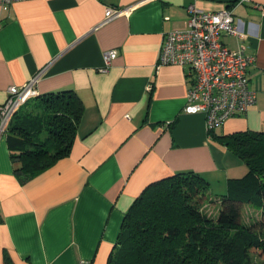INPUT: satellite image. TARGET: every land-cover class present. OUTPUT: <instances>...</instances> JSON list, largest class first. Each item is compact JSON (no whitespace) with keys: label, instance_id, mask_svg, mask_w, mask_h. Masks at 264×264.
<instances>
[{"label":"crops","instance_id":"crops-1","mask_svg":"<svg viewBox=\"0 0 264 264\" xmlns=\"http://www.w3.org/2000/svg\"><path fill=\"white\" fill-rule=\"evenodd\" d=\"M230 8L240 35L221 41L254 57L256 101L209 132L182 110L185 68L156 66L163 34L187 6ZM106 6L126 8L100 24ZM116 49L104 71L103 52ZM39 72V94L72 89L83 112L69 153L30 180L14 174L0 135V264H108L126 211L150 183L195 171L227 191L245 164L217 135L264 131V0H17L0 7V105ZM13 118V117H12ZM234 155V156H233Z\"/></svg>","mask_w":264,"mask_h":264},{"label":"trees","instance_id":"trees-1","mask_svg":"<svg viewBox=\"0 0 264 264\" xmlns=\"http://www.w3.org/2000/svg\"><path fill=\"white\" fill-rule=\"evenodd\" d=\"M32 98L37 101L13 115L5 133L14 174L22 183L69 153L83 112L72 89ZM217 138L247 168L227 180L226 193L215 200L218 212L205 208L214 199L200 173L162 177L126 211L108 264H264V224L243 220L246 204L264 208V131Z\"/></svg>","mask_w":264,"mask_h":264},{"label":"built area","instance_id":"built-area-1","mask_svg":"<svg viewBox=\"0 0 264 264\" xmlns=\"http://www.w3.org/2000/svg\"><path fill=\"white\" fill-rule=\"evenodd\" d=\"M17 0H0L7 8ZM245 0H234L241 3ZM126 8L106 6L100 24L122 14ZM187 20L182 28L166 31L160 44L156 66L177 64L185 68L189 87L182 110L203 113L207 130L221 126L227 118L246 112L256 101L250 87L247 68L254 57L243 48L232 49L221 41L223 33L240 35L230 8L206 11L189 4ZM116 49L103 52L104 71L116 57ZM39 72L22 86H9L8 97L0 105V135L5 134L17 109L29 98L39 95L36 82ZM79 264H91L81 259Z\"/></svg>","mask_w":264,"mask_h":264},{"label":"rangeland","instance_id":"rangeland-1","mask_svg":"<svg viewBox=\"0 0 264 264\" xmlns=\"http://www.w3.org/2000/svg\"><path fill=\"white\" fill-rule=\"evenodd\" d=\"M36 101H37L36 98H30L29 101H27L26 103H23L15 112L14 117L17 114H20L21 112L26 110L27 106H29L30 103L36 102ZM244 166L246 167V165ZM222 190L223 188L218 186L217 182L212 181L208 184V196L209 198L214 199V203L205 206L208 213L215 214L218 212L219 205L217 204V202H215V200L219 198L221 193H223ZM243 220L245 224H249L253 221L264 224V208H254L246 204L243 208ZM253 260H254V263L260 261V259H256V258H253Z\"/></svg>","mask_w":264,"mask_h":264}]
</instances>
